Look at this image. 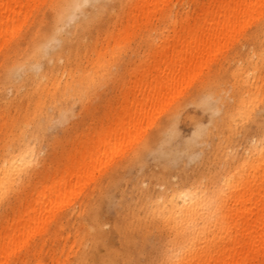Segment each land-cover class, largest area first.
Returning <instances> with one entry per match:
<instances>
[{
	"label": "rangeland",
	"instance_id": "374dc122",
	"mask_svg": "<svg viewBox=\"0 0 264 264\" xmlns=\"http://www.w3.org/2000/svg\"><path fill=\"white\" fill-rule=\"evenodd\" d=\"M57 1H22L13 27L0 38V155L27 141L40 158L19 189L0 194V234L20 237L0 246V264H167L184 250L197 255L205 247L216 255L218 245L224 244L228 252L235 241L240 244L237 254L241 253L246 209L251 206L250 220L264 209V199L251 205L259 187L247 191L250 200L241 190L247 182L264 185L260 170L254 171L257 163L252 155L254 143H264V0L177 86L164 92L124 145L82 174L66 198L38 208L32 202L38 188L56 191V182L69 180L68 158L74 154L75 143L86 138L83 148L92 147L108 126L104 118L125 101L121 93L140 73L146 72V81L154 74L148 67L137 69L162 39L169 22L174 20L179 28L186 11L191 22L198 6L206 4V0H167L133 25L129 17L133 0H89L82 12L56 32L59 42L49 48L42 63L45 70L71 66L75 59H90L99 51L101 85L84 100L69 97L53 106L46 98L44 107L52 119L40 126L32 120L26 128L23 124L35 100L28 99L22 83L27 73L17 75L16 87L8 81L5 66L24 63L40 41L54 34ZM56 53L57 59L47 61ZM251 94L248 112L236 114L235 104ZM64 107L70 115L60 120ZM247 161L251 165L241 170ZM231 181L237 190L227 188ZM194 186L206 190L224 211L213 215L215 220L208 219L203 234L187 232L177 240L173 223L164 221L162 200ZM30 202L35 216L42 217L27 228ZM229 208L235 216L222 221ZM16 218L19 225L14 231ZM245 264H264V249Z\"/></svg>",
	"mask_w": 264,
	"mask_h": 264
},
{
	"label": "bare ground",
	"instance_id": "6f19581e",
	"mask_svg": "<svg viewBox=\"0 0 264 264\" xmlns=\"http://www.w3.org/2000/svg\"><path fill=\"white\" fill-rule=\"evenodd\" d=\"M22 1L24 4L28 2V0H0V38L4 37L8 30L13 27L16 13L24 5ZM88 1L58 0L55 2L53 8L57 16L54 22V34L50 38L47 37L46 40L40 41L33 54L24 63L5 66L8 81L16 87L17 75L21 71L27 73L22 83L26 84L28 99L33 96L35 100L34 108L29 112V119H26L23 124L26 128L29 124H33L32 120L34 125L40 126L42 122H48L52 119L51 114L44 107L46 98H49V102L53 106L57 101L69 97L84 100L89 96L92 88L97 89L101 85L98 71L103 66V62L101 60L102 53L99 51L90 59H86V57L85 59L83 57L75 59L71 66L68 63L65 64V67L58 65L53 66L51 70H45L46 68L42 63L43 57L50 54L49 48L59 42L60 38L56 32L67 22L73 20L79 12H82V7ZM166 1L133 0L132 13L129 14V17L133 19L132 24L139 25L142 18H148L154 8ZM261 1L206 0V4L202 3L198 6L191 22L187 11L180 19L181 26L179 28L176 27L174 20L170 21L162 39L154 44L152 53L137 69V71L139 69L144 70L145 67H148V70L155 71L154 74L150 76L148 81H146V72H142L139 77L134 78L128 88L121 93V98L125 101L104 118L103 122L108 123V126L102 132L101 135L103 136L93 141V146L86 149L83 148L86 138L75 143L74 154L68 158L69 180L56 182V191L49 189L44 192L43 190L47 189L45 186L38 188L39 190H37L32 202L38 203V208H42L55 198H66L79 184V177L94 169L100 158L124 145L136 131L141 117L148 114L156 106L164 92H167L169 87L177 86L188 70L198 63L206 53L217 48L222 42L221 40L235 30L245 16L258 8ZM49 39L51 41L48 43ZM57 54L50 56L47 61L57 59ZM84 62H88V64H84ZM88 66L90 67L87 68ZM162 78L165 80H161ZM240 78L244 83V79ZM2 84L3 82L0 81V102ZM253 97L254 94L241 97L240 101L235 104L236 114L248 112ZM61 111L60 120L70 115L67 107ZM103 122L101 121V123ZM101 129L103 130V127ZM110 138L113 140L112 145L109 144ZM257 142L254 143L252 151L257 166L253 168L255 172L260 170L259 174L262 178L264 176V143L262 140ZM39 162V152L27 141L22 145L18 143L16 147L11 149H5V152L0 155V194L13 187L19 189L22 186L21 182L29 176L31 170ZM250 165V161H247L246 164L242 163L241 170H245ZM233 182H229L227 186L229 190L235 188L236 185ZM253 186L260 189L256 199L251 201V205L254 207L261 204L264 199V185L261 181L256 184L247 182L241 190L245 191L248 200L250 193L247 191ZM235 190L237 189L235 188ZM212 197L208 195L206 190L198 186L177 190L168 195L167 200H162L161 194L158 196V199L164 203L162 208L164 221L173 223L177 232V240L182 239L187 232L203 234L205 223L210 222L208 219H213V215L223 213L224 207L217 205L214 201L215 198L212 200ZM32 202L29 204L30 209L26 216L27 228H31L36 220L42 217L35 216V207ZM236 213V216H239V212ZM251 213L250 206L246 209L248 220L245 230L246 237L243 241L244 250L241 253L237 254L236 250L240 244L235 241L232 242V248L228 252H224V244L218 245L219 252L216 255L210 254L205 247H202L197 255L187 254L184 250L181 255L170 260L167 264H245L256 260L264 249V209L254 220H250ZM234 216L235 211L229 208L226 217H222V221ZM18 221L16 218L11 226L14 231L18 228ZM234 226H237V222L234 223ZM19 238L18 235L7 238L4 233H1L0 246ZM192 238H190L189 244H191Z\"/></svg>",
	"mask_w": 264,
	"mask_h": 264
}]
</instances>
